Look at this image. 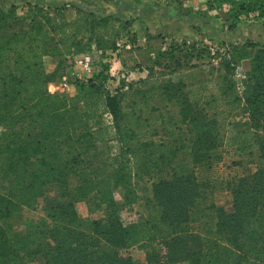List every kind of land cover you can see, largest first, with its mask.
<instances>
[{
	"label": "trees",
	"instance_id": "1",
	"mask_svg": "<svg viewBox=\"0 0 264 264\" xmlns=\"http://www.w3.org/2000/svg\"><path fill=\"white\" fill-rule=\"evenodd\" d=\"M206 4L224 9L230 28L242 17L264 21V0ZM30 8L41 10L37 4ZM26 17L14 7L0 10V127L5 128L0 131V264H23L25 254L38 243L34 232L12 234L9 218L36 203L51 181L62 188L61 199L71 197L48 209L56 244L46 255L47 264H135L122 249L156 240L164 243L175 264H264V47L254 51L256 42L247 41L212 52L208 46L176 44L158 52L145 67V76L122 82L113 92L106 88L108 74L103 69L78 84L76 93L65 95L47 89L62 64L59 60L49 71L45 58L61 56L58 45L72 51L75 37L65 29L72 23L58 26L47 12L39 20L30 19L27 28L6 31ZM81 36L99 49L115 50L114 40L96 37L92 30H83ZM147 51L154 49L150 45ZM247 58L253 59L244 96L251 126L244 129L233 123L229 135L217 130V120L205 119L199 107L203 97H193L190 89H183L185 84L176 86L163 77L199 61L223 68L227 77ZM217 90L233 102L242 98L229 84ZM158 98L177 110L156 114L150 103ZM207 101L218 106L215 94ZM24 115L40 123V137L16 126ZM258 129L261 136L255 133ZM49 137L53 141L44 143ZM226 146L241 153L256 146L261 163L233 184L232 211L214 204L202 208L199 204H207L216 185L209 176L200 177L197 169L218 163L224 151L220 149ZM145 177L153 180V195L146 199V214L140 220L109 219L101 242L90 240L79 225L68 224L76 218L75 199L100 208L113 203L118 189ZM208 210H213L211 221Z\"/></svg>",
	"mask_w": 264,
	"mask_h": 264
},
{
	"label": "rangeland",
	"instance_id": "2",
	"mask_svg": "<svg viewBox=\"0 0 264 264\" xmlns=\"http://www.w3.org/2000/svg\"><path fill=\"white\" fill-rule=\"evenodd\" d=\"M24 1L27 0H0V10L6 11L14 7L17 14L22 17L27 15L25 20L15 21L6 31L15 30L21 25H23L21 28H27L30 26V19L39 20L47 12L58 26L66 22L72 23V26L66 25L65 29L74 34L75 40L71 44L74 47L68 52L58 45L60 49L58 52L62 55L58 57L56 54L54 57L57 60L56 67L59 60L62 67L47 84L49 91L63 92L65 95L74 94L70 91L72 88L70 85L87 83L103 69L108 74L106 88L113 92L122 82L126 84L145 76L147 73L145 67L153 62L158 52L176 44L208 46L212 52L217 48L223 51L229 49L228 46L247 41L256 42L254 51L264 47L263 20L242 17L234 28H230V15L224 9H210L206 4L207 0H31L27 3ZM35 4L41 10H30V5ZM74 5L80 7L79 11ZM104 17L109 19L100 23L99 20ZM83 30L86 32L92 30L96 37L103 36L105 39L114 40L115 50L97 48L93 42L82 38ZM150 45L154 49L153 52L147 51ZM84 56H89L91 59V71H86L77 62ZM218 60L219 58L214 59L216 65ZM45 67L49 71L55 70L50 68L46 58ZM252 67V58L240 60L234 70L224 77L223 68L213 69L210 65H201L199 61L197 66L180 68L175 73L163 77L171 78L174 85L185 84L183 89H190L193 97L199 95L203 97L199 107L203 109L202 114L205 119L217 120L221 123V126L216 124L217 130H220L219 128L222 132L226 130L229 135L233 123L244 129L251 126L244 96ZM79 73L82 78H78ZM63 74L70 77L69 86L65 88L60 86ZM224 83L231 85L233 92L242 98L236 102L230 101L229 97L225 99L220 94V90H217V87ZM213 94L218 97V106H213L212 102L207 101ZM150 106L156 107L154 110L156 114L159 112L167 114L177 110L175 104L161 101L160 98L152 101ZM105 118L110 119L109 116ZM16 126L23 128L24 134L40 137V123L30 122L25 115ZM195 133L191 132L192 135ZM255 133L262 135L260 129L255 130ZM53 139L49 137L44 143L48 144ZM220 150L224 151L218 163L213 164L211 168L197 169L200 177L209 176L216 185V190L207 204L199 205L204 208L208 204H214L230 212L233 210V184L239 176L254 172L261 160L256 146L247 149L244 153L232 146L221 147ZM152 183L153 180L147 177L134 178L130 184L114 193L112 204H103L100 208L92 209L87 201L75 199L73 209L76 218L68 224L74 227L79 225L78 229L86 233L93 242L104 241V232L108 228L109 219L117 217L123 223H127L145 216L146 199L153 195ZM62 194L59 184L51 181L36 203L14 212L9 218L12 234L30 231L38 236V243L33 246L32 251L25 254L23 264H47L46 255L56 244L50 235L54 223L50 219L48 209L60 202L69 201L71 196L61 199ZM211 213L213 210L207 211L206 217L209 221H211L209 219ZM122 252L125 256L132 257L135 264H175L168 258L166 246L159 240L125 248Z\"/></svg>",
	"mask_w": 264,
	"mask_h": 264
},
{
	"label": "built area",
	"instance_id": "3",
	"mask_svg": "<svg viewBox=\"0 0 264 264\" xmlns=\"http://www.w3.org/2000/svg\"><path fill=\"white\" fill-rule=\"evenodd\" d=\"M77 62L78 64L82 65L86 71H91L92 66H91V59L89 56H84L83 58L78 59ZM77 75H78V78H82V75L80 73ZM69 80H70V77L67 74H63L61 76L60 86L62 88L67 87L69 85ZM55 89L58 90L56 87Z\"/></svg>",
	"mask_w": 264,
	"mask_h": 264
},
{
	"label": "crops",
	"instance_id": "4",
	"mask_svg": "<svg viewBox=\"0 0 264 264\" xmlns=\"http://www.w3.org/2000/svg\"><path fill=\"white\" fill-rule=\"evenodd\" d=\"M21 1H23V0H21ZM29 1H31V0L24 1V3H27V2H29ZM44 4H45V3H44ZM46 60L49 61V63H50V68H51V69H55V67H56V65H57L56 57L49 55V56L46 57ZM68 86H69V85H68ZM70 86H72V88H70V91H72L73 93H76V92L78 91V87H77L76 84H72V85H70ZM59 92H60V91H59ZM60 93L64 94L63 92H60ZM3 129H5V128H4V127H0V131H2Z\"/></svg>",
	"mask_w": 264,
	"mask_h": 264
}]
</instances>
